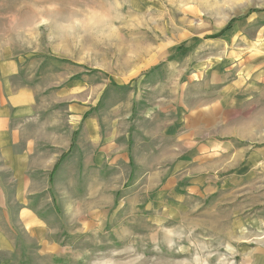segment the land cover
Returning a JSON list of instances; mask_svg holds the SVG:
<instances>
[{"label":"rangeland","instance_id":"1","mask_svg":"<svg viewBox=\"0 0 264 264\" xmlns=\"http://www.w3.org/2000/svg\"><path fill=\"white\" fill-rule=\"evenodd\" d=\"M0 58L39 168L0 156V264H264V0H0Z\"/></svg>","mask_w":264,"mask_h":264},{"label":"crops","instance_id":"2","mask_svg":"<svg viewBox=\"0 0 264 264\" xmlns=\"http://www.w3.org/2000/svg\"><path fill=\"white\" fill-rule=\"evenodd\" d=\"M18 73L19 64L16 60H3L0 58V156L9 164L8 171L9 175L12 176L10 182L16 183L13 189L17 192H25L30 189L31 177L39 169L25 165L28 164L29 158L35 154L36 137L33 136L30 139L26 135L28 134L29 126L33 125L32 123H36L37 96L32 88L13 86V78ZM256 122L254 125L258 127L264 126V122ZM72 141H74V136L70 138L66 154L74 148L71 149ZM66 154L63 153V155ZM47 157L49 158V154ZM59 159L53 167L51 165L50 168L41 169L40 175L44 184V188L42 187L41 190L43 192L47 190L48 182H52L53 175L60 164L54 172L53 169ZM4 190L0 185V200H3L5 206ZM21 203L26 206L28 204L27 199L21 197ZM34 217L28 209H23L19 214V221L22 223L33 222Z\"/></svg>","mask_w":264,"mask_h":264},{"label":"trees","instance_id":"3","mask_svg":"<svg viewBox=\"0 0 264 264\" xmlns=\"http://www.w3.org/2000/svg\"><path fill=\"white\" fill-rule=\"evenodd\" d=\"M85 117V116H84ZM74 141H72L71 143V149L74 147ZM64 155L61 156V158L59 159V161L57 162V164L55 165L53 172L56 170V168L58 167V165L61 163L62 159H63Z\"/></svg>","mask_w":264,"mask_h":264},{"label":"built area","instance_id":"4","mask_svg":"<svg viewBox=\"0 0 264 264\" xmlns=\"http://www.w3.org/2000/svg\"><path fill=\"white\" fill-rule=\"evenodd\" d=\"M262 171L264 172V162H263V164H262Z\"/></svg>","mask_w":264,"mask_h":264}]
</instances>
